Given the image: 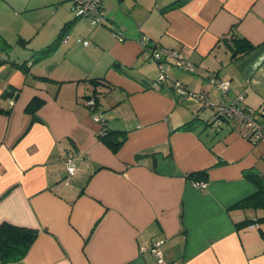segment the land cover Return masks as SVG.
Returning <instances> with one entry per match:
<instances>
[{
    "label": "crops",
    "instance_id": "1",
    "mask_svg": "<svg viewBox=\"0 0 264 264\" xmlns=\"http://www.w3.org/2000/svg\"><path fill=\"white\" fill-rule=\"evenodd\" d=\"M174 1L102 0L104 19L91 26L68 0H0V224L37 232L25 257L7 264H264V239L248 229L264 233V206L239 204L258 191L244 172L264 177V144H251L241 123L214 128L217 106L156 85L157 63L141 43L188 58L193 72L166 65L187 93L215 105L243 95L238 107L264 111V0L162 11ZM65 24L66 41L55 43ZM232 34L255 48L232 58ZM90 79H101L98 116L124 132L116 152L84 105ZM211 79L229 81V91ZM34 98L43 104L32 115ZM195 118L193 130L177 129ZM200 170L204 191L186 179Z\"/></svg>",
    "mask_w": 264,
    "mask_h": 264
},
{
    "label": "built area",
    "instance_id": "2",
    "mask_svg": "<svg viewBox=\"0 0 264 264\" xmlns=\"http://www.w3.org/2000/svg\"><path fill=\"white\" fill-rule=\"evenodd\" d=\"M71 3V9L75 12L74 16L76 18H87L91 20L93 25H98L103 20V11L101 8L102 0H69ZM115 37L122 39L121 35L115 34ZM67 37L65 36L62 40L65 42ZM77 42L82 43L83 45H88V40L77 39ZM141 43L146 50V53L150 57V59L154 60L158 69L160 70V74L157 78L156 85H167L171 89L175 91V93L179 97L188 98L190 97L186 90L182 87L180 81L178 80H170L168 74L166 73V65L169 61L173 62V64L180 70L193 72L194 65L186 58L181 55L177 51H167V50H156L149 49L147 44V39L142 38ZM211 83L217 88L218 92L221 95H225L230 88L229 81H220L217 79H211ZM192 97L196 98L202 105L205 107L214 108L217 106L216 114L212 120V126L217 130L220 129L227 121H229L233 117H237L240 119L242 126L248 131L247 138L251 142V144H264V111L256 112L251 108L245 107L240 108L237 106L236 101H241L243 95H239L236 101L231 103H225L221 101L219 105H215L204 93L194 94ZM10 105L13 104L12 101L9 102ZM89 106L94 105L93 98L89 99L86 103ZM259 116V117H258ZM92 120L95 122H101L99 116H92ZM65 167L70 176H72L75 172V167L73 165V161L70 157L63 158ZM194 187L199 190H204L207 187V184L203 181L193 183ZM251 228L253 225L250 226ZM160 242H156L153 244L151 248V252L154 253L158 258L159 262H161L160 252L157 250L160 246ZM144 250V249H143Z\"/></svg>",
    "mask_w": 264,
    "mask_h": 264
},
{
    "label": "trees",
    "instance_id": "3",
    "mask_svg": "<svg viewBox=\"0 0 264 264\" xmlns=\"http://www.w3.org/2000/svg\"><path fill=\"white\" fill-rule=\"evenodd\" d=\"M186 1L187 0H176L170 3L169 5L165 6L162 9V11L166 12L169 10L176 9L180 7L181 5H183ZM103 19H104V15H103ZM68 26L69 24L64 25L55 43H57L59 40L61 41L66 36L65 29L68 28ZM113 33L118 34V35L121 34L118 31H113ZM231 40L233 44L231 45L230 48L233 50L232 58L234 59L249 53L255 48L254 45L250 44L248 41H246L243 38L237 37L234 34L231 35ZM19 43L25 46L24 44H26L27 42L21 40L19 41ZM55 43L53 44V47ZM44 52H46V50L41 51V53H44ZM115 68H117L118 71L122 72L120 67H115ZM88 82L91 84L94 91L92 94L86 96L84 105L86 109L88 110L90 117L92 118V116L94 115L98 116V109H97L98 104H97V95H96L97 93H96L95 87L97 86V84L101 82V79H90L88 80ZM144 85L147 86L146 84ZM148 86H151V84H148ZM91 98H93L94 100V105L89 106L86 103ZM42 104L43 102L41 100L37 98L32 99L26 108L27 112L33 115L41 107ZM100 119L102 121L98 122L100 125V130L97 133V137L111 151L116 152L119 149V147L123 144V142L125 141V136L123 134L124 132L111 131L107 127L106 120L102 119L101 117ZM197 124H198V119L195 118L181 125L177 129L191 131L197 126ZM244 176L258 187V191L254 195H251L245 200L241 201L239 204L243 206H255V207L264 206V177L259 176L254 170H249V171L244 172ZM186 179L189 180L191 184L201 182V181L207 184L208 172L206 170L195 171V172L187 174ZM204 190H201V191H204ZM262 235H264V233H262ZM36 236H37L36 230L24 228V227H18V226L9 224V223H1L0 224V263L2 264L14 263V262H17L23 259L25 255L27 254L30 246L34 242Z\"/></svg>",
    "mask_w": 264,
    "mask_h": 264
},
{
    "label": "rangeland",
    "instance_id": "4",
    "mask_svg": "<svg viewBox=\"0 0 264 264\" xmlns=\"http://www.w3.org/2000/svg\"><path fill=\"white\" fill-rule=\"evenodd\" d=\"M69 1V0H68ZM117 1H120V0H117ZM69 3V5H71V3H70V1L68 2ZM71 8V7H70ZM75 12L73 11V10H71V14L73 15V17H74V14ZM77 20L78 21H83V22H87V23H89V25H91V26H94L93 24H92V22H91V20H89V19H87V18H77ZM142 62H143V64H145V63H152L151 61H149V60H141ZM156 65V64H155ZM156 67H157V77L156 78H158V76H159V74H160V70L158 69V65H156ZM169 76V75H168ZM174 80V79H173ZM188 94H190L189 96L190 97H188V99H196V98H194V97H192V95H193V93H189L188 92ZM194 94H199V92H195ZM202 109V108H201ZM230 122L232 123V125H236V126H240L241 124V121H240V119L239 118H237V117H233V118H231L230 119ZM244 129V128H243ZM262 211H264V210H262V209H259L258 210V212L259 213H261ZM261 226V225H260ZM254 227V226H253ZM248 229H254L253 231H254V233L258 236V238H260V239H264V238H262V237H264V235H262V233L260 232V230H258V228L255 226L254 228H251L250 226L248 227ZM247 231V230H246ZM250 230H248L247 232H249Z\"/></svg>",
    "mask_w": 264,
    "mask_h": 264
}]
</instances>
